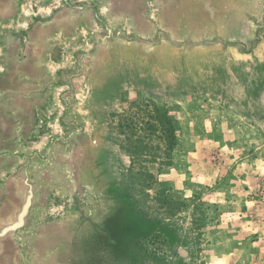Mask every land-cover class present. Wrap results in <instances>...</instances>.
<instances>
[{"label": "rangeland", "instance_id": "obj_1", "mask_svg": "<svg viewBox=\"0 0 264 264\" xmlns=\"http://www.w3.org/2000/svg\"><path fill=\"white\" fill-rule=\"evenodd\" d=\"M0 264H264V0H0Z\"/></svg>", "mask_w": 264, "mask_h": 264}, {"label": "trees", "instance_id": "obj_2", "mask_svg": "<svg viewBox=\"0 0 264 264\" xmlns=\"http://www.w3.org/2000/svg\"><path fill=\"white\" fill-rule=\"evenodd\" d=\"M141 112H144L146 117L136 116L135 120L126 118L119 124V128L120 134L126 136L127 146L124 149L130 159L128 177L140 180L141 187L139 189L143 190L142 188L149 186V182L153 181L154 177L149 172L135 170L136 165L147 156L153 161L157 160L159 166L169 165L170 153L176 144V131L173 121L166 111L155 106L145 105ZM153 139L163 144L161 159H157L155 156L154 148L151 145ZM156 240L158 239L156 238Z\"/></svg>", "mask_w": 264, "mask_h": 264}]
</instances>
